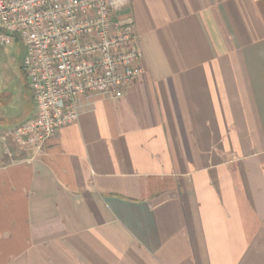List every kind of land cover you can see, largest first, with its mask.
Segmentation results:
<instances>
[{
    "label": "crops",
    "instance_id": "obj_1",
    "mask_svg": "<svg viewBox=\"0 0 264 264\" xmlns=\"http://www.w3.org/2000/svg\"><path fill=\"white\" fill-rule=\"evenodd\" d=\"M120 16L144 55L123 94L36 156L0 114V264H264V0Z\"/></svg>",
    "mask_w": 264,
    "mask_h": 264
},
{
    "label": "built area",
    "instance_id": "obj_2",
    "mask_svg": "<svg viewBox=\"0 0 264 264\" xmlns=\"http://www.w3.org/2000/svg\"><path fill=\"white\" fill-rule=\"evenodd\" d=\"M129 3L0 0V44L24 45L35 106L12 131L22 150L36 156L60 127L78 120L82 98L119 96L143 72L135 22L120 16Z\"/></svg>",
    "mask_w": 264,
    "mask_h": 264
},
{
    "label": "rangeland",
    "instance_id": "obj_3",
    "mask_svg": "<svg viewBox=\"0 0 264 264\" xmlns=\"http://www.w3.org/2000/svg\"><path fill=\"white\" fill-rule=\"evenodd\" d=\"M25 47L22 43L0 44V114L15 128L34 114L32 90L23 68Z\"/></svg>",
    "mask_w": 264,
    "mask_h": 264
},
{
    "label": "trees",
    "instance_id": "obj_4",
    "mask_svg": "<svg viewBox=\"0 0 264 264\" xmlns=\"http://www.w3.org/2000/svg\"><path fill=\"white\" fill-rule=\"evenodd\" d=\"M26 121V120H25ZM24 122V121H23ZM22 123V122H21Z\"/></svg>",
    "mask_w": 264,
    "mask_h": 264
}]
</instances>
